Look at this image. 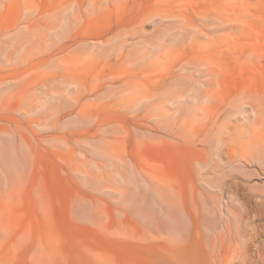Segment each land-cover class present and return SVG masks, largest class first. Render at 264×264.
Instances as JSON below:
<instances>
[{"label": "rangeland", "instance_id": "rangeland-1", "mask_svg": "<svg viewBox=\"0 0 264 264\" xmlns=\"http://www.w3.org/2000/svg\"><path fill=\"white\" fill-rule=\"evenodd\" d=\"M159 200L264 264V0H0V263L118 258Z\"/></svg>", "mask_w": 264, "mask_h": 264}, {"label": "bare ground", "instance_id": "bare-ground-1", "mask_svg": "<svg viewBox=\"0 0 264 264\" xmlns=\"http://www.w3.org/2000/svg\"><path fill=\"white\" fill-rule=\"evenodd\" d=\"M163 191L166 192V189ZM153 192L161 196L160 191ZM173 202H154L158 212L162 214V217L155 218L147 215L150 209L146 206H130L129 217L126 219L129 228L127 237L136 246L134 244L135 249L126 251L118 258L100 251L76 252L70 258V255L67 257V254L50 245L48 248L41 247L33 251L32 264H223L227 251L232 244H237L238 240L231 236L226 245L223 239L217 241L211 238L210 247H204L203 242L197 240L199 237L195 238L198 235L202 238L199 226H196L193 236L186 219L181 218V215L177 216L178 213L171 207ZM159 213L157 215H160ZM222 227L227 228L228 224ZM244 264L252 263L246 261Z\"/></svg>", "mask_w": 264, "mask_h": 264}]
</instances>
